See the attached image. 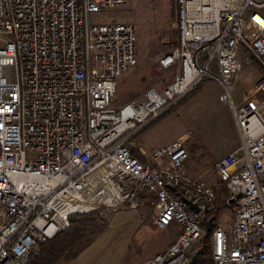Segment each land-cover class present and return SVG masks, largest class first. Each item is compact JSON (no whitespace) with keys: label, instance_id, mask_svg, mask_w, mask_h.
Instances as JSON below:
<instances>
[{"label":"built area","instance_id":"built-area-1","mask_svg":"<svg viewBox=\"0 0 264 264\" xmlns=\"http://www.w3.org/2000/svg\"><path fill=\"white\" fill-rule=\"evenodd\" d=\"M174 3L178 46L156 64L172 81L117 107L123 80L142 65L136 27L92 16L128 0H0V264H27L71 216L144 202L156 228L179 231L142 264H189L203 216L212 264H264V0ZM252 62L261 77L236 103L235 77ZM205 80L220 85L239 135L213 165L215 186L235 198L227 228L214 185L184 170L191 131L145 161L131 154L136 135Z\"/></svg>","mask_w":264,"mask_h":264},{"label":"rangeland","instance_id":"rangeland-1","mask_svg":"<svg viewBox=\"0 0 264 264\" xmlns=\"http://www.w3.org/2000/svg\"><path fill=\"white\" fill-rule=\"evenodd\" d=\"M173 8L174 0H128L125 9L101 11L92 16L95 23L129 22L136 27L142 65L136 73L123 80L120 96L143 90L151 84L162 89L172 81L173 70L170 73L158 72L156 64L158 58L172 47L170 30L176 28L175 21L171 22L169 18ZM169 22L170 27L167 25ZM152 51L154 57L149 58ZM260 76V67L256 62L244 65L235 77L233 100L237 103L242 93ZM220 92L221 87L216 81L205 80L199 91L179 106L175 104L173 110L164 113L138 134L134 138L136 148L141 146L148 154L189 130L193 133L191 143L196 150L189 163L194 165L199 161L200 164H207L209 170L201 178L216 184L218 179L213 170L216 158L239 144L231 108L219 101ZM120 96L117 107L122 106L118 103ZM184 170L190 176L185 167ZM220 200L219 196L218 202ZM152 212L151 204L144 202L135 210L103 214L107 221L105 230L70 264H142L153 254L163 251L178 233L179 226L172 224L164 230L156 228ZM216 219L227 228L231 219L230 207L221 206Z\"/></svg>","mask_w":264,"mask_h":264},{"label":"trees","instance_id":"trees-1","mask_svg":"<svg viewBox=\"0 0 264 264\" xmlns=\"http://www.w3.org/2000/svg\"><path fill=\"white\" fill-rule=\"evenodd\" d=\"M176 18H177L176 8H173L170 13L169 21L171 22L173 20L175 21ZM167 25L170 27V22L167 23ZM170 37L172 40L171 46L172 47L178 46L177 29L170 30ZM166 72H170V70H167ZM204 83L205 81L197 85L194 91L190 93L185 99L179 101L176 104V106H179L180 104L185 102V100H187L192 94H195L197 91H199ZM150 87H152V84L148 85L143 90L130 91L127 94L121 95L118 103L125 104L130 101L136 100L140 98V96L143 95V93ZM173 107L169 109L167 112L173 110L175 108ZM188 149L191 154H194L196 151L192 143H188ZM131 154L137 157L139 160L145 161V157H143L136 149L132 148ZM214 188L221 198V200L217 203L216 213L219 211V208L221 206H226L231 208L234 204L233 203L229 204L228 201L232 198V196L229 194L225 185L214 186ZM104 218H106V216L100 214L99 211H92L82 215L71 216L69 219L68 227L57 233L54 237L47 239L46 241L43 242H38L36 244L35 249H33V251L30 254V258L27 264L70 263L71 261L76 259L80 255V253L83 252L84 249H86L90 244H92V242L97 238V236L105 230L107 226V221ZM210 237H211V232L207 235L203 234L201 238L199 244L200 253L197 257V264H212L210 258L211 248L209 245Z\"/></svg>","mask_w":264,"mask_h":264},{"label":"crops","instance_id":"crops-1","mask_svg":"<svg viewBox=\"0 0 264 264\" xmlns=\"http://www.w3.org/2000/svg\"><path fill=\"white\" fill-rule=\"evenodd\" d=\"M176 20H177V18H176ZM175 20V21H176ZM172 48V47H171ZM261 72V71H260ZM261 77V76H260ZM260 77H259V79H260ZM258 79V80H259ZM257 80V81H258ZM255 83V82H254ZM235 124V123H234ZM236 127V126H235ZM237 130V129H236ZM238 133V132H237ZM139 134V133H138ZM138 134L136 135V136H138ZM188 143H191V141H189ZM188 143H187V148H188ZM239 145V144H238ZM237 145V146H238ZM236 146V147H237ZM236 147H234V148H231L230 150H228L226 153H224L223 155H221V156H218L217 158H216V160H218V159H220L221 157H223V156H225V155H227L228 153H230V152H232ZM133 149H136L143 157H145V159L147 158V156H148V154L150 153H146V151H145V149L144 148H142L141 146H138V148H136V145L134 146V147H132ZM131 148V149H132ZM151 151H153V150H151ZM143 153H145V154H143ZM188 153H189V158H188V160L185 162V169H187L188 171H189V174H190V176H192V177H194V178H200V179H202L201 178V176H204L207 172H208V170L209 169H207V167L206 166H208L207 164H205V163H202V164H200L199 163V161H198V163H196V164H194V165H192V164H190L189 163V159H190V157H191V153H190V151H189V149H188ZM193 156V155H192ZM215 160V161H216ZM197 162V161H196ZM218 179V178H217ZM202 180H204V179H202ZM207 184H209V185H214L215 186V184H212V183H210L209 181H206V180H204ZM218 181H216L215 183H217ZM214 183V182H213ZM172 241H173V239H172ZM171 243V242H170ZM169 243V244H170ZM168 244V245H169ZM167 245V246H168ZM167 248V247H166ZM35 249V248H34ZM163 250H165V249H163ZM77 259V258H76ZM76 259H74V260H76ZM73 260V261H74ZM73 261H71L70 263H72ZM70 263H68V264H70Z\"/></svg>","mask_w":264,"mask_h":264},{"label":"water","instance_id":"water-1","mask_svg":"<svg viewBox=\"0 0 264 264\" xmlns=\"http://www.w3.org/2000/svg\"><path fill=\"white\" fill-rule=\"evenodd\" d=\"M260 179L263 180V179H264V175L261 176ZM171 189L174 190L173 188H171ZM181 198H182V200H183L185 203L188 204V206H189L190 208H192V209L195 210L196 212L199 211V208L197 207L196 204L191 203L189 200H187V199L184 198V197H181ZM234 201H235V198L232 197V198L228 201V203L231 204V203H234ZM203 223H204V228H205V232H204V234L207 235V234L210 233V230H211L212 218L205 219V217L203 216ZM198 253H199V251H196V252H195V254L192 256V258H191L189 264H194V263H195Z\"/></svg>","mask_w":264,"mask_h":264}]
</instances>
